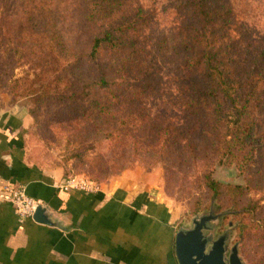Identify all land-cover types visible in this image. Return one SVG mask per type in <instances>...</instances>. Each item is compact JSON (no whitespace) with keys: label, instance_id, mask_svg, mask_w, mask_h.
Instances as JSON below:
<instances>
[{"label":"trees","instance_id":"obj_1","mask_svg":"<svg viewBox=\"0 0 264 264\" xmlns=\"http://www.w3.org/2000/svg\"><path fill=\"white\" fill-rule=\"evenodd\" d=\"M84 1L94 31L84 60L68 48L52 10L36 0L22 4L17 35L9 29L10 6L0 15V93L30 101L35 119L42 109H57L47 121L60 123L68 161L87 167L92 182L128 165L162 164L169 186L177 172L197 168L204 195L192 213L211 206L236 214L247 260L249 238L264 241V206L251 198L253 185L227 184L214 172L233 168L246 177L257 155L264 158V34L247 23L264 0H247L251 10L244 11L236 0H173L161 13L132 0ZM167 47L179 60L171 69ZM85 61L101 67L91 83ZM14 64L33 72L16 78ZM101 141L109 160L93 155ZM259 175L264 179V160Z\"/></svg>","mask_w":264,"mask_h":264},{"label":"crops","instance_id":"obj_2","mask_svg":"<svg viewBox=\"0 0 264 264\" xmlns=\"http://www.w3.org/2000/svg\"><path fill=\"white\" fill-rule=\"evenodd\" d=\"M28 105L0 101V186L25 187L56 226L18 218L0 192V264H178L174 230L164 225L170 215L153 186L124 174L96 194L64 191L62 169L31 161Z\"/></svg>","mask_w":264,"mask_h":264},{"label":"rangeland","instance_id":"obj_3","mask_svg":"<svg viewBox=\"0 0 264 264\" xmlns=\"http://www.w3.org/2000/svg\"><path fill=\"white\" fill-rule=\"evenodd\" d=\"M24 2L25 0H0L1 17L4 15L5 10L10 6L12 23H9V29L10 31L15 32L16 35L17 32L20 31V22L22 21L23 16L21 6ZM36 2L41 6L52 10L55 19L54 21L56 22L58 30L64 38L68 48L74 52L76 56L81 57L83 60L86 59L89 54L90 41L94 32L90 24L87 22V3L84 0H36ZM172 2L173 0H132V4L135 6L143 4L146 8H156L159 13L166 8H169ZM253 2H256V0L251 1V3L249 2V4L252 5ZM236 4V7H239L240 10H251V8H248L249 4L247 0H236ZM258 5H264V3ZM247 14H249L247 18L249 27L256 29V26L258 27L259 25L261 29L258 31L264 34V8H258L254 5L251 15L250 11ZM164 32L170 33L169 31H160V33L163 34ZM170 49V47L165 49L167 54V61H165V64L168 65L169 69L174 68L179 62V60H176L175 54ZM104 58V68L109 73L111 72L109 69L112 63L106 54H104ZM84 65L85 67L83 70L84 73L86 72L87 74V82L91 83L92 77L90 76H94L93 78H95V74L99 72L101 67L98 64H89L86 61ZM101 65H103L102 62ZM165 67L167 68V66ZM12 68H14V75L16 78H24L25 75L33 72L29 65L24 64H14ZM162 85L164 89L167 88L166 83H163ZM4 97L11 98L7 93L1 92L0 101ZM25 101L29 104L28 108L33 110L34 105L28 100ZM35 115L36 119L30 115L33 120V126L29 131L28 141L30 159L33 163L46 169H62L68 179L76 178L85 183L90 182L99 188L100 185L108 184L110 180L119 179L124 174H127L131 179H137L142 187L147 188L148 185L153 186L152 198L158 201L159 205L166 208L167 213H169L170 216L168 218L169 220L164 225L172 227L174 234H176V231L180 227L189 226L192 219L195 217L216 208L210 206L209 209H205L200 213H192L194 201L198 196L204 195V192L201 191L200 176L196 170L197 168L194 166L177 172L175 174L176 178H173L174 180L169 186L166 182L165 168L162 164H157L151 168L139 164H132L126 166L119 175L111 176L108 181L104 183L99 184L90 181L86 176V171H88L87 167L75 169L72 162H69L67 159L70 154L69 147H67V141L69 138L68 134L63 136V133H61L60 130L61 125L57 120H54V123L56 124H49L47 121V118L51 116L58 117L57 109H52V112L42 109L36 112ZM95 154L108 160L111 158L108 146L104 141H101L98 144L95 152H93V155ZM263 160L264 158L262 155L258 154L256 164L252 167L246 177L239 175V173L233 168L227 169L222 167L216 169L214 177L227 184H239L244 186L246 184L253 185L251 188V198L255 201H259L264 206V179L259 175ZM216 213L221 214L223 212L217 209ZM234 215L236 214L227 213V215L220 220V224L217 227L216 238L226 231L230 232V247H233L235 244L239 245V254L244 264H264V241H261V239L249 238L244 249L247 260L242 255L241 248L244 244V235L240 232L239 222L234 220ZM230 223L234 227L232 230L229 229ZM259 246L260 249H258Z\"/></svg>","mask_w":264,"mask_h":264},{"label":"water","instance_id":"obj_4","mask_svg":"<svg viewBox=\"0 0 264 264\" xmlns=\"http://www.w3.org/2000/svg\"><path fill=\"white\" fill-rule=\"evenodd\" d=\"M211 209L192 219L189 226L180 227L175 234L174 251L178 264H244L239 245L230 247V232L216 238L220 220L227 213L217 214ZM33 221L40 225L56 226L52 214L41 203L37 204ZM230 223L229 229H233Z\"/></svg>","mask_w":264,"mask_h":264},{"label":"built area","instance_id":"obj_5","mask_svg":"<svg viewBox=\"0 0 264 264\" xmlns=\"http://www.w3.org/2000/svg\"><path fill=\"white\" fill-rule=\"evenodd\" d=\"M64 191H80L89 194H96L99 187L90 182H82L76 178L68 179L60 187ZM3 198L12 206L18 218L22 220H33V215L39 204L34 198L30 197L27 189L23 186H0Z\"/></svg>","mask_w":264,"mask_h":264}]
</instances>
